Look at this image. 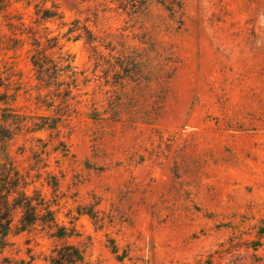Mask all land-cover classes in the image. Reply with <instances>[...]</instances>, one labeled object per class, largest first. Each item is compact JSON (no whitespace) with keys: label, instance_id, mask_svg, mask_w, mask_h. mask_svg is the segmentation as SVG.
<instances>
[{"label":"rangeland","instance_id":"obj_1","mask_svg":"<svg viewBox=\"0 0 264 264\" xmlns=\"http://www.w3.org/2000/svg\"><path fill=\"white\" fill-rule=\"evenodd\" d=\"M182 4L4 0L0 264H264V0Z\"/></svg>","mask_w":264,"mask_h":264},{"label":"trees","instance_id":"obj_2","mask_svg":"<svg viewBox=\"0 0 264 264\" xmlns=\"http://www.w3.org/2000/svg\"><path fill=\"white\" fill-rule=\"evenodd\" d=\"M160 3H163L171 13V15L175 16L179 12L182 11V0H157ZM111 2H115L118 4L119 9L126 10L127 8H135V5L137 4V0H111ZM4 0H0V12L3 8ZM33 66L35 69H38V71L41 73L42 70H44L45 65L38 60L33 61ZM14 193V190L11 189L9 192H4V197L8 199L12 194ZM23 194L18 195L17 198L14 199V205L16 208H21L23 210H27L29 207V204L23 200ZM3 216H5L4 219H0V249H2L6 243V238L8 237L10 233V215L6 214L5 211L3 212ZM28 218V217H26ZM30 222V219H27ZM32 222V220H31ZM79 258V257H78Z\"/></svg>","mask_w":264,"mask_h":264}]
</instances>
